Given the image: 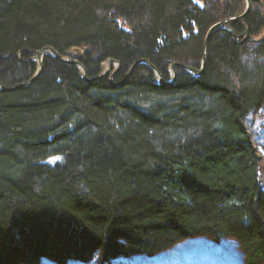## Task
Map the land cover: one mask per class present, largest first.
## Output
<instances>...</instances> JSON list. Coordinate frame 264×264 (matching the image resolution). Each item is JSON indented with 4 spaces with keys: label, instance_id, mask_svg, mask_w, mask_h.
<instances>
[{
    "label": "trees",
    "instance_id": "1",
    "mask_svg": "<svg viewBox=\"0 0 264 264\" xmlns=\"http://www.w3.org/2000/svg\"><path fill=\"white\" fill-rule=\"evenodd\" d=\"M245 6L0 0L4 86L120 62L0 86V264H264V7L151 66Z\"/></svg>",
    "mask_w": 264,
    "mask_h": 264
},
{
    "label": "water",
    "instance_id": "2",
    "mask_svg": "<svg viewBox=\"0 0 264 264\" xmlns=\"http://www.w3.org/2000/svg\"><path fill=\"white\" fill-rule=\"evenodd\" d=\"M259 2L261 3V5L264 6L263 0H259ZM252 5H253V0H246L245 9H244V11L241 14H239L237 16H230V17H226V18H223L221 20H218V21L214 22L209 27V29H208V31L206 33V38H205V43H204V51H203V54H202V60H201V66L200 67H195V66H192V65L183 63V62L174 61L171 64L172 78L170 80H167L166 81L162 77L161 73L158 71L157 67L155 65L151 64V66L154 68V70L156 71V73H157V75L159 77L160 83H171V82H173L175 80V78H176V75H177V66L186 68V69H188L189 71H191L192 73H194L196 75L203 74L204 71H205V67H206V46H207V43H208V40H209V37H210L212 31L214 29H216L217 27L222 26V25H224V24H226V23H228V22H230L232 20H236V19H240V18L244 17L249 12V10L252 8ZM245 32L248 34L249 33V30L247 29ZM46 51L53 52L58 58H61L62 60H65V61H68V62H71V63L79 64L80 67L83 70V77H84L85 80H92V79H95L96 77L109 74V72L111 71V69L113 67V63L115 61L114 58L110 57L109 60H108V66L105 69V71L102 72L101 74L97 75V76H94V77L90 78V77H88V75L86 73L85 67L80 63V61L78 59L62 57L52 47H46V48H43V49H40V50H37L36 51L35 57L38 59L39 69L36 72V74L29 80V82L22 83V84H18V85L9 87V88L6 87V86H4L2 83H0L1 89H15V88H19V87L26 86L30 82H32L38 76V74L42 71V69H43V57H44V54H45ZM141 61H145L147 63H150L148 60H139V61H137V62H135L133 64V66L131 67V69L135 66V64H137V63H139ZM117 65H118L117 68L113 69V71L110 74V81H111V83H114V81H113L114 75L116 74V72L120 68V62L119 61H117Z\"/></svg>",
    "mask_w": 264,
    "mask_h": 264
},
{
    "label": "rangeland",
    "instance_id": "3",
    "mask_svg": "<svg viewBox=\"0 0 264 264\" xmlns=\"http://www.w3.org/2000/svg\"><path fill=\"white\" fill-rule=\"evenodd\" d=\"M263 2H264V0H263ZM251 43H253V42H251ZM249 55H250V53L248 54V56L247 55L245 56L246 60H250ZM114 67H116V65L114 66V64H113L112 71H113ZM246 123H247V126H248L250 132L252 133V135L254 137L255 145L257 146V150H258V154H259V158H260L259 177H260L261 184L264 188V108H262V109L258 110L257 112H254L251 115H249V117L246 120Z\"/></svg>",
    "mask_w": 264,
    "mask_h": 264
},
{
    "label": "bare ground",
    "instance_id": "4",
    "mask_svg": "<svg viewBox=\"0 0 264 264\" xmlns=\"http://www.w3.org/2000/svg\"><path fill=\"white\" fill-rule=\"evenodd\" d=\"M46 52H47V51H46ZM46 52H45V53H46ZM49 52H51V51H49ZM53 54H54V53H53ZM35 58H36V57H35ZM43 58H44V57H43ZM36 59H37V58H36ZM108 60H109V59H108ZM37 62H38V59H37ZM144 62H145V61H144ZM114 63L116 64L117 61H114ZM78 65H79V64H78ZM79 66H80V65H79ZM107 66H108V61H107ZM107 66H106V68H107ZM117 66H118V65L116 64V67H114V69L117 68ZM80 68H81V67H80ZM106 68H105V69H106ZM38 69H39V62H38ZM38 69L36 70V72L38 71ZM105 69H104V71H105ZM81 70H82V68H81ZM104 71H103V72H104ZM36 72H35V74H36ZM82 72H83V70H82ZM35 74H34V75H35ZM100 74H101V73H100ZM98 75H99V74H98ZM171 78H172V76H171ZM171 78H170V79H171ZM170 79H169V80H170ZM28 82H29V81H28Z\"/></svg>",
    "mask_w": 264,
    "mask_h": 264
}]
</instances>
